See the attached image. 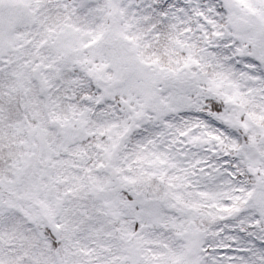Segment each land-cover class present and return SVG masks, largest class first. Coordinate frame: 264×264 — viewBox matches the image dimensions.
<instances>
[{"label":"snow or ice","instance_id":"6c2138e0","mask_svg":"<svg viewBox=\"0 0 264 264\" xmlns=\"http://www.w3.org/2000/svg\"><path fill=\"white\" fill-rule=\"evenodd\" d=\"M0 264H264V0H0Z\"/></svg>","mask_w":264,"mask_h":264}]
</instances>
